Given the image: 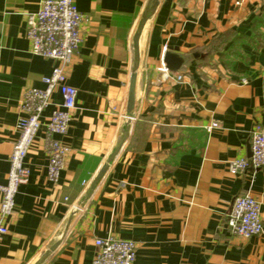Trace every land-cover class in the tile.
<instances>
[{"label":"crops","instance_id":"obj_1","mask_svg":"<svg viewBox=\"0 0 264 264\" xmlns=\"http://www.w3.org/2000/svg\"><path fill=\"white\" fill-rule=\"evenodd\" d=\"M41 1L0 0L1 184L22 95L43 87L56 64L33 55L26 37L25 16ZM74 3L88 21L66 69L75 109L56 138L68 156L49 181L37 134L24 159L29 180L0 220V264H92L95 239L109 236L135 244L133 264H264V167L228 171L231 160L249 158L253 125H264V0H158L139 40L134 118L125 110L132 39L149 0ZM168 47L198 55L170 72L181 81L161 77ZM211 122L218 128L208 133ZM245 193L260 203L263 224L249 239L226 226Z\"/></svg>","mask_w":264,"mask_h":264},{"label":"built area","instance_id":"obj_2","mask_svg":"<svg viewBox=\"0 0 264 264\" xmlns=\"http://www.w3.org/2000/svg\"><path fill=\"white\" fill-rule=\"evenodd\" d=\"M88 21L74 0H42L35 13L25 16L26 37L33 55L52 60L56 64L49 76L42 79L43 87L27 89L20 102L21 115L17 122V138L12 145L6 183H0V220L5 219L14 208V197L19 186L29 180V170L24 166L28 149L43 130V143L48 158L47 178L56 182L62 170L68 149L56 137L65 135L70 113L75 109L76 90L66 83V69L72 63L81 43V30ZM165 51V48H164ZM163 79L181 81L182 76L159 68ZM58 93L60 103L53 105L52 96ZM52 107L49 115L44 116ZM218 128L216 122L209 123L205 130L210 133ZM249 158H237L228 163V171L244 173L248 169L264 167V125H253L249 136ZM226 226L230 235L249 239L263 233L260 203L250 193L237 195L230 204ZM7 234L0 225V238ZM95 254L92 264H133L136 246L109 236L95 239Z\"/></svg>","mask_w":264,"mask_h":264},{"label":"water","instance_id":"obj_3","mask_svg":"<svg viewBox=\"0 0 264 264\" xmlns=\"http://www.w3.org/2000/svg\"><path fill=\"white\" fill-rule=\"evenodd\" d=\"M158 4V0H149L148 6L143 13L141 20L138 24L137 30L132 39L133 45V66L132 72L128 85V93H127V102H126V115L129 118H134V107H135V99H136V81H137V71L139 68L140 62V52H139V40L141 37L142 29L144 24L146 23L148 17L156 10ZM198 58L197 54H182L176 48L168 47L163 55L162 65L163 67L171 72V73H180L184 72L188 65L192 63L194 60ZM131 122L127 121V126H130ZM119 149H117L113 156L117 154ZM250 151L248 152V156L250 157ZM106 166L103 167L95 180L97 181L105 172Z\"/></svg>","mask_w":264,"mask_h":264}]
</instances>
